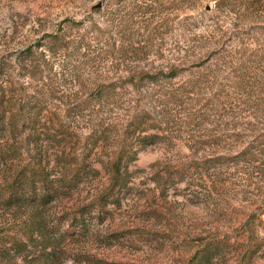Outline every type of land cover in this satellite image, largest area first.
Returning <instances> with one entry per match:
<instances>
[{"label":"rangeland","instance_id":"374dc122","mask_svg":"<svg viewBox=\"0 0 264 264\" xmlns=\"http://www.w3.org/2000/svg\"><path fill=\"white\" fill-rule=\"evenodd\" d=\"M247 1L227 13L214 0H0V86L14 113L23 104L26 119L40 114L48 135L51 121H62L68 133L73 118L84 127L87 111L69 108L94 84L124 86L133 71L174 67L179 76L156 91L187 84L193 90L176 104L181 114L171 141L139 151L128 166L133 180L114 188L89 234L51 239L56 264H190L198 251L193 264H264V168L248 171L239 156L264 149V0ZM55 33L71 42L84 38L98 58L52 56L46 37ZM128 102L133 89L116 88L105 117L120 123ZM60 144L71 145L70 135ZM40 148L50 157L58 152L44 141ZM216 157L237 158L204 162ZM176 169L183 182L154 178ZM107 186L103 175L38 220L50 226ZM32 215L0 205V264H21L38 245V236H28Z\"/></svg>","mask_w":264,"mask_h":264},{"label":"trees","instance_id":"16d2710c","mask_svg":"<svg viewBox=\"0 0 264 264\" xmlns=\"http://www.w3.org/2000/svg\"><path fill=\"white\" fill-rule=\"evenodd\" d=\"M214 1L219 12L234 13L238 10L235 6L242 5V0ZM249 1L257 2V0L247 2ZM46 38L53 40L47 47L52 56L65 58L67 55L69 59L84 57L86 63L95 62L98 58V53L84 38L71 42L57 33ZM24 53L30 54L27 51ZM44 56L41 53L39 58ZM30 58L26 57L25 60H38L37 57ZM33 65H30L29 69L34 72L40 65ZM45 67L40 73L46 70ZM180 73L181 71L174 67L166 72L155 73L137 70L127 74L124 86L118 87L114 83L104 82L94 84L89 89L87 98L68 110V114L74 112L77 115L87 111L84 127H77L81 121L73 118V127L70 129L71 133H68L62 121H51V135H48V127L37 112L36 116L26 119L22 113L24 110L22 104L21 110L16 109L17 112L14 113L10 109L11 100L8 98L6 100L8 92L0 86V205L8 210L30 209L35 220L33 226L36 227H31L28 236L32 238L35 235L41 239L31 250L32 254L30 252L23 254L21 264H56L52 258L54 245L51 239L88 235L92 221L100 219L103 206L107 199L112 197L114 188H124L133 180V174L129 172L128 166L136 160L139 151L164 143L166 140L171 141L181 114L175 109L176 104L178 100L189 99V95H193V90L188 84L176 88L170 86L164 94L156 90L164 85H171L172 80ZM0 74L2 75V67ZM128 86L133 89V104L131 106V102L127 103L122 120L114 125L112 118L105 117L111 111L103 110L108 107L106 105L116 88L124 90ZM8 102L10 105H7ZM26 129L29 135L19 139L18 133ZM67 134L70 135L71 145L62 147L60 138L64 139ZM42 141L56 145L58 152L51 155L53 157L47 155L48 151L40 148ZM255 148L257 147L245 148L239 153L242 160L247 162L245 166L248 171L264 168V149L258 151ZM23 149L25 151H22ZM24 154H27L26 158L21 157ZM236 158L216 157L204 162L224 160L229 164ZM103 175L106 176L108 186L96 191L88 203L57 218L50 226L46 225L45 221L38 220L40 214L48 211L52 205L73 198L89 182H100ZM154 178L157 182L165 178L175 179L176 182L185 180L182 170L177 169L167 176L157 174ZM198 252L190 264H193L202 253Z\"/></svg>","mask_w":264,"mask_h":264}]
</instances>
